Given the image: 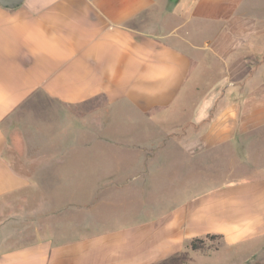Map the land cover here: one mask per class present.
Segmentation results:
<instances>
[{"label": "crops", "instance_id": "obj_1", "mask_svg": "<svg viewBox=\"0 0 264 264\" xmlns=\"http://www.w3.org/2000/svg\"><path fill=\"white\" fill-rule=\"evenodd\" d=\"M242 1L23 0L15 8L0 5V264H162L196 236L219 235L225 244L235 245L264 230V177L194 194L149 222L139 221L144 207L135 211L131 223H118L132 216L129 210L100 211L101 221L91 232L43 227L37 217L28 216L32 204L26 205L27 190L44 188L45 162L63 160L44 152L40 157L7 156L29 145L56 146L23 136L31 123L20 118L40 98L67 106L103 98L108 108L125 107L135 119L147 120L170 107L179 98L195 52L209 41L203 37L196 43L195 37L210 23L233 16ZM94 126L91 131L98 136ZM75 140L72 149H77ZM141 158L144 163L146 157ZM69 176L75 177L60 178ZM19 194L25 199L22 216L12 212L24 206L17 204ZM40 194L46 207L59 196ZM158 206L160 201L154 209ZM4 224L10 231L3 233Z\"/></svg>", "mask_w": 264, "mask_h": 264}, {"label": "rangeland", "instance_id": "obj_2", "mask_svg": "<svg viewBox=\"0 0 264 264\" xmlns=\"http://www.w3.org/2000/svg\"><path fill=\"white\" fill-rule=\"evenodd\" d=\"M210 24L195 37L196 43L203 37L209 41L195 52L178 100L148 120L135 119L125 107L108 108L103 98L79 106L40 98L27 108L20 121L31 124L23 136L56 146L48 150L28 144L7 156L40 157L44 152L63 160L45 162L44 188L27 190L26 205L32 204L28 216L37 217L43 227L91 232L101 221L100 211L129 210L132 216L118 223H131L135 211L145 207L139 221L149 222L194 194L264 177V0H243L233 16ZM74 140L77 149L71 148ZM58 172L75 177L61 179ZM41 192L59 193L48 203L50 213L39 212L48 208ZM159 201L162 206L154 209ZM19 202L25 203L20 194ZM24 209L14 207L12 212L22 216ZM10 229L4 224L2 231ZM207 235L192 238L202 242L199 249L190 248L192 239L186 241L162 264H264V230L235 245Z\"/></svg>", "mask_w": 264, "mask_h": 264}, {"label": "water", "instance_id": "obj_3", "mask_svg": "<svg viewBox=\"0 0 264 264\" xmlns=\"http://www.w3.org/2000/svg\"><path fill=\"white\" fill-rule=\"evenodd\" d=\"M23 0H0V5L6 8H15L22 3Z\"/></svg>", "mask_w": 264, "mask_h": 264}, {"label": "trees", "instance_id": "obj_4", "mask_svg": "<svg viewBox=\"0 0 264 264\" xmlns=\"http://www.w3.org/2000/svg\"><path fill=\"white\" fill-rule=\"evenodd\" d=\"M215 237H221V236H219V235H207L206 236V238H211V239H213V238H215ZM200 243V244H199ZM201 241H197L196 239H192L191 241H190V248L192 249V250H197V249H199L200 247H201Z\"/></svg>", "mask_w": 264, "mask_h": 264}]
</instances>
